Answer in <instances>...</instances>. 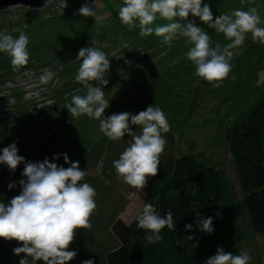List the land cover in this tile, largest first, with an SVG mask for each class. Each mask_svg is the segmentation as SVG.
I'll list each match as a JSON object with an SVG mask.
<instances>
[{
  "label": "rangeland",
  "instance_id": "1",
  "mask_svg": "<svg viewBox=\"0 0 264 264\" xmlns=\"http://www.w3.org/2000/svg\"><path fill=\"white\" fill-rule=\"evenodd\" d=\"M203 2L209 4L214 19L220 14H230L235 9L247 11L255 7L264 21V0H203ZM82 3L83 0H68L67 7L53 11L50 18L44 17L43 8L28 9L21 6L24 18H34L35 21L23 29L29 37L28 64L46 63L57 56L76 57L81 47L92 46L91 41L98 45L106 32L110 38L129 31L118 17L123 0H98L96 8L104 9V13H97L103 17L102 22H96L92 17L73 14L74 9L80 7ZM188 19L209 33L213 46L219 43L223 47L229 43L222 33L209 29L198 17L189 16ZM3 22L5 18L2 12L0 26ZM186 22L187 20L181 21ZM156 23L164 24L167 21L158 19ZM130 32L145 44L150 43L159 48L158 50H163L164 54L155 66L133 64L127 68L126 73L116 74V79L112 77V81L102 88L105 98L109 99V108L105 110L104 116L122 112L135 115L152 104L154 107H160L171 126L170 131L163 134L166 145L160 154V162L194 154L204 163L218 167L220 158L230 189L241 205L242 193L232 166L225 135L235 121L246 118L263 92L264 45L253 42L251 33H248L242 49L233 50L234 58L231 61L229 77L219 87H213L211 83L195 75L194 66L184 57V53L190 47L186 38L181 37L168 48L161 42L162 38L154 34L141 37L138 28ZM12 35L18 38L19 31ZM9 60L6 54L0 53V68L2 64L10 63ZM173 60L177 62L173 63ZM63 61L61 60V63ZM77 61L50 68L54 72H60L61 67H69L66 73L68 82L66 96L54 109L18 120L20 115L18 107L12 119H0V148L15 142L18 155L23 156L25 162H39L47 157L50 162L67 168L70 164H65L62 156L55 161L52 160L54 154L61 153H66L70 162H79V168L86 173L82 182L88 183L96 191L97 207L89 218L91 228L75 230L73 241L67 250H74L77 255L66 264H81L87 259H93L94 264H106V252L118 246V240L112 231L113 223L116 220L129 223L142 211L146 194L143 190H136L124 183L118 178L113 167V161L129 146L131 137L125 134L120 141H110L100 132L98 121L87 116L72 118L65 109L73 95L86 93L83 85L75 80L81 63V60ZM114 68L110 67V70ZM40 70L41 68H38V72ZM58 77L60 79L59 73ZM106 79L108 80V77ZM53 83L50 81V85ZM38 88L42 89L41 84ZM49 95L51 94H48V97ZM45 101L49 103L40 108L51 104L53 98H46ZM22 105L20 104V107ZM3 108L6 110L7 105ZM10 120L16 122L3 124ZM129 126L132 131L139 132V128L130 122ZM23 168V163L18 165L15 171L6 165H0V199L5 203L19 195L21 191L19 181L26 179L21 175ZM10 182L16 183V187L8 189ZM241 220L243 226L241 243L243 250H251L250 264H264V237L250 229L243 212ZM21 245L22 242L5 241L0 238V247L9 248L13 264H19L21 258H26L23 253L19 256L13 254V249ZM37 264H43V261H37Z\"/></svg>",
  "mask_w": 264,
  "mask_h": 264
},
{
  "label": "clouds",
  "instance_id": "2",
  "mask_svg": "<svg viewBox=\"0 0 264 264\" xmlns=\"http://www.w3.org/2000/svg\"><path fill=\"white\" fill-rule=\"evenodd\" d=\"M96 3L97 0H94L93 10L86 2L78 9L79 15L102 22L103 17L97 14ZM59 4L63 9L67 7L66 0H59ZM189 16L198 17L209 29L222 33L229 43L223 47L219 43L213 46L209 33L189 20ZM118 17L129 31L138 28L141 37L153 34L161 37V42L168 48L181 37L186 38L190 47L184 57L194 66L195 75L213 87H219L229 77L233 50L242 49L248 33H251L253 42L264 45V21L255 7L247 11L235 9L214 19L209 4L203 0H123ZM158 19L167 23L157 24ZM185 20L186 23H181ZM18 31V38L0 31V53L10 58L13 71L26 66L30 57L27 47L29 37L22 29ZM91 44V47H81L76 57L82 62L75 80L83 85L86 93L73 95L65 109L72 118L87 116L98 121L100 132L110 141H120L125 134L131 137L129 146L113 161V167L124 183L136 190H144L148 178L157 175L160 154L166 145L163 134L168 133L171 126L162 109L153 104L135 115L122 112L104 116L109 108V99L105 98L102 88L108 84L105 76L110 61L106 53L95 46V42L91 41ZM176 62L173 60V63ZM55 75L49 68L42 69L39 83L46 85ZM35 94L39 95L38 92ZM129 122L138 127L139 132L132 131ZM60 156L65 164H70L69 167L58 166L47 157L39 162H25V158L18 155L15 142L0 148V165L15 171L18 165L24 164L21 175L26 179L19 181V195L7 203L0 199V238L22 242L21 246L13 249L16 256L25 254L26 258H21L19 264H29V259L31 264H37V261L66 264L77 255L76 251L67 250L75 230L91 228L89 218L97 207L96 191L88 183L82 182L86 173L79 168L78 161L70 162L66 153L54 154L52 160ZM7 187L12 189L16 183L10 182ZM193 223L205 234L214 231L211 216L205 218L197 212ZM175 226L171 209L160 215L151 203H145L137 216V227L150 233L147 235L150 243L162 239V229L167 227L173 231ZM192 229L193 224H185V232ZM188 239L193 237L190 235ZM251 259L250 249L233 254L217 247L215 255L207 258L205 264H250ZM81 264H94V260L87 259Z\"/></svg>",
  "mask_w": 264,
  "mask_h": 264
},
{
  "label": "trees",
  "instance_id": "3",
  "mask_svg": "<svg viewBox=\"0 0 264 264\" xmlns=\"http://www.w3.org/2000/svg\"><path fill=\"white\" fill-rule=\"evenodd\" d=\"M80 7L75 8L73 14L79 15L76 11ZM91 7L94 9V4ZM42 8L45 12L44 17L50 18L53 11L63 7ZM14 11L18 13L14 20L7 19L8 10L0 11L5 18L0 31L9 29V33L13 34L18 29L25 30L29 24L35 23L34 18H24L21 6L16 7ZM96 11L104 13L103 8H96ZM126 29H128L127 26ZM113 37L108 38V32H106L98 45H95L106 53L110 67H115L107 71L108 76L105 78L108 77V82L112 81V77L116 79V74L126 73L127 68L133 64L155 66L164 54L163 50H158L159 48L150 43L145 44L129 31L126 34L121 32ZM76 57L57 56L46 63L27 64L23 68L30 67L36 70L45 66L49 67L54 63L65 66L67 63L76 62ZM61 60L64 61L61 63ZM68 70L69 67H61L60 84L55 90L52 89L51 93L53 104L32 112L28 110V105L23 104L18 109L20 110L18 120L54 109L66 96ZM14 72L16 71H13L11 63L2 64L0 81L6 76L10 77ZM93 85H96L95 82ZM13 122L16 121L10 120L3 124ZM225 140L242 193L241 205L230 189L223 167L208 165L196 158L194 154L160 162L157 175L148 178L147 186L143 190L146 194L144 204H153L160 215H164L171 209L173 218L176 220L175 228L170 231L165 227L160 233L162 239L150 243L147 240V235L150 233L137 227V216L140 213L129 223L116 220L112 225V231L118 240V246L106 252V264H205L207 258L215 255L217 247H222L225 252L239 254L243 250L241 212L246 215L250 229L264 237V89L246 118L232 124L225 135ZM194 208L196 211H193ZM197 212L205 218L213 217L214 231L211 234L198 230L193 223ZM185 224H193L192 231L185 232ZM190 235L193 237L191 240L188 239ZM0 264H13L7 247H0Z\"/></svg>",
  "mask_w": 264,
  "mask_h": 264
},
{
  "label": "built area",
  "instance_id": "4",
  "mask_svg": "<svg viewBox=\"0 0 264 264\" xmlns=\"http://www.w3.org/2000/svg\"><path fill=\"white\" fill-rule=\"evenodd\" d=\"M88 3V5L92 6L94 4V0H85L83 4ZM43 7H50V9L62 7L59 4V0H47L45 1ZM14 8L11 7L4 11H9L7 14V19L14 20L17 18L18 13L14 11ZM78 13V10L76 11ZM6 33H9L10 30L6 29L4 31ZM58 64L54 63V65H51L49 67L45 68H53ZM45 68H41L45 69ZM41 70L38 72V69L35 70L30 67L23 68L21 70H18L14 72L10 77L3 78L0 81V119H7L14 117V114H16L15 110L20 107V104L28 105L29 111H37L40 106L44 105L46 102L45 99L51 98L52 96L48 94L52 93V89H56L60 84V79L58 77L59 71H56V75L53 78V84L50 85V82L46 85H41L42 89L38 88L39 84V77L41 75ZM61 70V69H60ZM44 86V87H43ZM52 87V88H51ZM15 90V91H14ZM47 90V91H45ZM14 91V92H12ZM36 91V92H35ZM39 93V95H36L35 93ZM50 100V99H49ZM51 104L47 105H52ZM7 105V109L4 110L3 106ZM46 106V105H45Z\"/></svg>",
  "mask_w": 264,
  "mask_h": 264
},
{
  "label": "water",
  "instance_id": "5",
  "mask_svg": "<svg viewBox=\"0 0 264 264\" xmlns=\"http://www.w3.org/2000/svg\"><path fill=\"white\" fill-rule=\"evenodd\" d=\"M45 1L47 0H0V11L17 6L39 9L43 7Z\"/></svg>",
  "mask_w": 264,
  "mask_h": 264
},
{
  "label": "crops",
  "instance_id": "6",
  "mask_svg": "<svg viewBox=\"0 0 264 264\" xmlns=\"http://www.w3.org/2000/svg\"><path fill=\"white\" fill-rule=\"evenodd\" d=\"M221 159L220 158H218V163L220 164V167L222 168L224 165H222V162L220 161ZM227 176V175H226Z\"/></svg>",
  "mask_w": 264,
  "mask_h": 264
}]
</instances>
